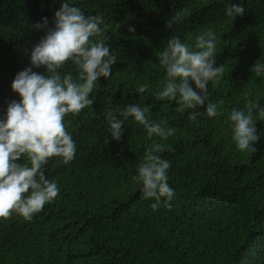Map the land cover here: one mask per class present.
<instances>
[{
    "label": "trees",
    "instance_id": "obj_1",
    "mask_svg": "<svg viewBox=\"0 0 264 264\" xmlns=\"http://www.w3.org/2000/svg\"><path fill=\"white\" fill-rule=\"evenodd\" d=\"M63 2L0 0V119H6L11 101L22 99L11 87L18 72L32 67L47 75L45 67L31 64L32 48L47 34L33 25L47 17L54 27ZM67 2L104 18L105 43L118 59L112 75L96 82L93 104L64 118L75 158L62 164L52 157L44 166L58 196L30 221L15 213L0 221V264H264V121H256L260 139L250 152L237 148L228 119L246 100L264 107V72H252L257 61L264 64V0ZM229 3H241L244 15L227 16ZM209 30L216 36L214 67L223 65L224 73L209 82L208 94L221 114L208 117L207 101L180 113L176 101L156 99L166 76L158 55L171 36L194 49L196 37ZM59 72L79 80L70 61ZM129 104L148 107L153 121L167 120L174 135L149 139L144 126L129 117L122 138L112 139L104 113ZM192 111L200 113L195 121L189 119ZM154 143L165 146L157 155L170 161L168 183L174 189L172 207L161 203L156 211L134 180ZM33 237L45 238L36 250L29 246Z\"/></svg>",
    "mask_w": 264,
    "mask_h": 264
},
{
    "label": "clouds",
    "instance_id": "obj_2",
    "mask_svg": "<svg viewBox=\"0 0 264 264\" xmlns=\"http://www.w3.org/2000/svg\"><path fill=\"white\" fill-rule=\"evenodd\" d=\"M224 11L229 17L242 16L245 8L241 3H229ZM178 19V14L173 15L166 21V27L172 29ZM54 25L48 26L47 17L42 23L33 25L36 29H47V34L32 48L31 64L45 67L47 75L33 71L32 67L18 72L11 87L22 99L11 101L6 119H0V221L9 219L13 213L30 221L46 203L58 196L59 187L46 177L44 166L52 157L61 158L62 164L75 158L76 144L66 130L64 118L68 114L77 115L93 104L89 97L96 82L100 77L112 75V66L118 59L105 43L104 32L108 25L101 15H85L80 7L64 0L55 12ZM129 31L134 32L135 28L129 27ZM216 47V36L211 30L196 37L194 49L178 36H171L158 55L166 76L162 89L155 94L156 99L176 101V110L180 113L198 109L207 101V116L220 115L217 104L209 100L208 94L209 82L220 79L224 73L223 65L214 67ZM69 61L79 72V80L71 73L60 74L59 69ZM252 72L257 75L264 72V64L257 61ZM191 82L195 83V89ZM147 88L144 84L137 91L142 94ZM199 114L192 111L189 119L195 121ZM104 115L111 137L117 141L122 138V125L129 117L144 126L149 139L158 136L167 140L175 133L174 128L166 127L167 120L153 121L148 107L139 104L109 110ZM228 119L237 148L256 152L254 145L260 139L256 121H264V107L246 100L245 107L233 108ZM164 151L161 143L148 147L138 164V175L134 177L142 183L143 197L154 200L150 205L153 211L158 210L161 203L171 208L174 198L167 174L170 161L157 155ZM22 157L27 162L17 163ZM44 239L33 237L29 246L36 250Z\"/></svg>",
    "mask_w": 264,
    "mask_h": 264
},
{
    "label": "bare ground",
    "instance_id": "obj_3",
    "mask_svg": "<svg viewBox=\"0 0 264 264\" xmlns=\"http://www.w3.org/2000/svg\"><path fill=\"white\" fill-rule=\"evenodd\" d=\"M16 74V73H15Z\"/></svg>",
    "mask_w": 264,
    "mask_h": 264
}]
</instances>
